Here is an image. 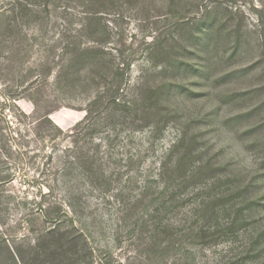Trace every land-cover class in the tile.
<instances>
[{
  "label": "rangeland",
  "instance_id": "obj_1",
  "mask_svg": "<svg viewBox=\"0 0 264 264\" xmlns=\"http://www.w3.org/2000/svg\"><path fill=\"white\" fill-rule=\"evenodd\" d=\"M17 1L0 0L22 16L0 17V264H264V0H223L237 54L170 58L167 1L29 0L37 20ZM51 228L86 246L48 260Z\"/></svg>",
  "mask_w": 264,
  "mask_h": 264
},
{
  "label": "trees",
  "instance_id": "obj_2",
  "mask_svg": "<svg viewBox=\"0 0 264 264\" xmlns=\"http://www.w3.org/2000/svg\"><path fill=\"white\" fill-rule=\"evenodd\" d=\"M164 1H167L166 6L168 8V13L176 15L174 27L176 28L177 34L174 38V42L170 43L169 45V51L165 52V54L168 55V58L175 54L185 56L192 54L199 55L204 51L210 54H219V52L221 54H225L230 50L229 56L237 54L238 50L240 49L239 45L241 44L242 37L239 24L240 22H233L234 13L229 10L227 6H224L225 4L223 0H212L211 6L203 4L202 0ZM17 3L18 8L22 9L21 12L23 16H27L28 19L36 18L30 20H37L40 18V16L36 17L33 1L29 2V0H20L17 1ZM200 7L204 9L203 14H200ZM13 15H15V17H13ZM191 15H193V17ZM0 17L2 18V23L5 24L3 27L4 30L5 28H9L10 22H12L14 19H18L19 17L22 18L19 11L15 12L13 8L8 12L1 11ZM227 38L234 39H232L233 41L231 42L228 49H220V42L225 41ZM256 46L258 47V50L261 48V44H257ZM259 54L260 60L255 62V65L251 69H257L258 66L262 74H264V48ZM85 56L87 55L80 52L74 57V60L76 61L74 63H83L86 60L84 58ZM226 59L227 57L223 58L222 60L225 62ZM177 63H179L182 69H180L178 64H175V67L179 68L180 71L197 70L190 63L184 64L181 61ZM205 67L207 68V66ZM202 71L204 72L205 69ZM262 88H264V85ZM161 89L162 87L152 91V93L147 98H153L152 95L155 93L157 95L162 94ZM43 237L44 238L42 239L44 240H42V246H45L43 255H47L46 258L48 260H53L58 257L61 259V261H63L64 259H67V252H69L68 254L71 256H76L79 254L82 246H86L84 238L82 241L83 243H80V238L82 237L80 233L68 234L67 230H59L58 228L48 229ZM45 240L46 242H43ZM36 246H39V242L36 244ZM64 246H68L70 251H66L67 249H63L64 251H59V249H62Z\"/></svg>",
  "mask_w": 264,
  "mask_h": 264
}]
</instances>
